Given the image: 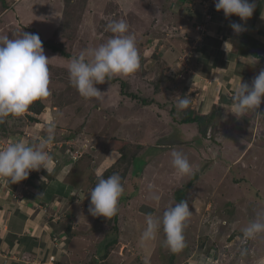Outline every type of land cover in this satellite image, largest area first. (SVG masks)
Wrapping results in <instances>:
<instances>
[{"label":"rangeland","instance_id":"1","mask_svg":"<svg viewBox=\"0 0 264 264\" xmlns=\"http://www.w3.org/2000/svg\"><path fill=\"white\" fill-rule=\"evenodd\" d=\"M209 1L8 0L12 10L9 13L3 11L0 2V36L14 38L3 24L6 18L11 16L19 25L15 27L24 29L21 19L28 17L34 21L27 26L29 32L39 34L34 28L35 22L40 23V27L45 26L39 34L41 40L68 54L43 46L49 58L50 95L40 99L43 107L39 113L28 109L20 117L5 118L0 149L33 137L30 127L35 123L42 122L35 127L43 129L63 117L57 126L65 128V135L59 131L54 137L66 146L72 136L74 143L68 145V152H73V159L79 152L75 148L83 151L76 156L74 168L75 172L81 171L79 179L88 181L94 173L89 185H82L81 192L95 186L99 170L103 176L120 175L124 187L118 207L122 244L103 258L99 255L101 264H264V234L245 241L241 231L257 218V213L264 214V102L259 109L238 118L231 113L233 100L227 90L230 100L220 96V104L226 100L229 105L218 109L212 106L211 110L218 111L216 121L206 127L201 125V129H207L205 136L197 123L182 122L188 115L201 117L198 88L201 83L204 88L206 81L192 62L182 64V59L171 53L172 41H192L190 19L200 35L207 32L206 25L213 14L205 9V20L198 23L204 12L194 5L202 3V8H206ZM113 19L125 20L129 32L135 34L141 66L131 75L116 76L118 82L96 85L102 91V99H85L70 83L68 63L106 42L112 33L106 32L105 26ZM201 25L204 28H198ZM121 79L126 81L127 91L138 93L141 99L123 95ZM177 95L188 96L191 103L187 109L177 110ZM143 99L152 102L144 103ZM163 138L176 139L178 143L163 147L158 144ZM173 151L188 158L191 174L182 175L173 167ZM154 195L160 199L154 200ZM183 200L188 201L192 212L184 227L185 246L178 252L167 248L162 226L155 239L141 242L146 216L162 219L168 207ZM94 227L101 233L97 231L90 249L98 252L111 225L97 221ZM84 243L81 234L74 240L76 256ZM92 255L83 264L98 260Z\"/></svg>","mask_w":264,"mask_h":264},{"label":"crops","instance_id":"2","mask_svg":"<svg viewBox=\"0 0 264 264\" xmlns=\"http://www.w3.org/2000/svg\"><path fill=\"white\" fill-rule=\"evenodd\" d=\"M209 2L206 8H202V6L205 7V4L201 5L202 3L194 5L201 12L209 9L213 14V18L206 25L207 32H200V35L190 17L192 23L189 27L194 30L192 41L188 40L183 43L172 41L173 48H171L173 51L171 53L181 58L182 64L187 65L186 62H192L196 66L197 72L204 74L201 77L206 81L204 88L203 83L200 85L201 88H198L202 97V111L198 110L200 116L212 113L215 111L214 108L228 106L229 95L232 98L241 81L250 84V79H253L260 70L264 69V18H262L264 0H255L256 8L253 16L246 22L236 15L226 18L222 10L215 9L214 0ZM8 11H12L11 8L7 9L6 13H9ZM1 18L3 19V16ZM12 19L11 16L6 18L3 24L8 26L13 36L14 33L21 31L29 32L30 28L27 26L29 27V23L34 22L29 21L31 18H23L21 21L24 24V29L20 27L18 29L15 27L17 23ZM39 20L37 18V21ZM204 20L205 12L198 23ZM233 22L241 23L245 31L236 33L230 27ZM35 26L34 31L39 34L43 33L45 26L40 27V23L36 22ZM177 42L181 44H177ZM226 43L228 51L225 50ZM182 46L183 48H181ZM234 74L235 78H233ZM245 79H248V82H244ZM236 80L237 82H235ZM220 96L223 98L226 96L227 101L224 100L223 104H220ZM212 106L214 107L211 110ZM58 119H56L58 122L55 123L54 134L62 131L61 135H65V128L57 126L64 121L63 117L62 121ZM42 124L40 121L35 123V125ZM35 125L30 127L33 137L30 136V139L24 140L22 138L24 142L32 144L47 136L48 126L41 129ZM79 135L81 136L80 133ZM71 137L68 142L69 146L74 143L72 141L74 139ZM59 142L54 137L53 142L46 149L53 158L54 171L51 175L42 168L38 172L32 171L27 179L15 184L10 183L8 178H0L1 261L6 259L8 264H23L25 260L30 264H83L88 257H92L94 254L98 260H93L92 264L102 263L98 256L103 258L105 255L90 249L94 246L93 238L99 231L94 227V223L101 217L92 216L88 212L90 203V193L88 194V192L92 189L93 184L86 193L81 192L82 185L84 187L89 185L91 178H94V173L93 177H88V179L90 178L88 181L79 179L81 171L75 172L74 168L78 161L76 156L79 153L82 154L83 151L74 146L73 149L75 148L74 150L79 152H75L76 159H73V152L72 155L69 154L71 150L69 146L59 144ZM96 173L99 174L100 170ZM42 177H45L44 180L41 179ZM67 225H70V233L66 231ZM82 225L85 227L82 228ZM80 234L84 236L86 243L81 248V253L76 256L73 242ZM64 238L66 239L64 240ZM120 244L122 243L120 242ZM51 256H56L53 261L50 259Z\"/></svg>","mask_w":264,"mask_h":264},{"label":"clouds","instance_id":"3","mask_svg":"<svg viewBox=\"0 0 264 264\" xmlns=\"http://www.w3.org/2000/svg\"><path fill=\"white\" fill-rule=\"evenodd\" d=\"M214 4L215 9L222 10L226 18L236 15L245 22L253 16L256 8L255 0H214ZM230 27L238 34L245 31L241 23L233 22ZM105 31L112 33L106 42L71 58L67 66L71 85L85 99H102V91L96 85L116 76L131 75L141 66L136 36L129 32L125 20L108 21ZM225 50L228 51L227 43ZM48 61L39 34L21 31L14 33L13 39L8 35L0 36V123H4L5 118L24 115L34 101L50 95ZM232 100L231 113L238 118L250 110L259 109L264 102V69L250 84L241 81ZM190 103L187 95H177L178 111L187 109ZM54 130L55 123H50L45 138L32 144L18 140L0 149V178H8L10 183L15 184L27 179L32 171L38 172L42 168L51 175L54 171L53 158L46 149L54 140ZM171 155L177 172L182 175L192 173V166L182 152L173 151ZM96 179L95 186L88 192V212L92 216L109 219L118 211V202L124 192L122 180L119 174L107 178L97 174ZM152 198L160 199L158 195ZM191 214L188 201L183 200L168 207L162 219L147 215L141 242L155 239L157 230L162 226L164 245L172 252L180 251L185 246L183 232ZM241 231L245 241L264 234V214L257 213V218ZM23 264L30 262L25 260Z\"/></svg>","mask_w":264,"mask_h":264},{"label":"trees","instance_id":"4","mask_svg":"<svg viewBox=\"0 0 264 264\" xmlns=\"http://www.w3.org/2000/svg\"><path fill=\"white\" fill-rule=\"evenodd\" d=\"M0 2L3 5V11L9 9L10 6H11V4L8 2V0H0ZM42 43H43V46L51 49L54 52H62L63 55H65V56L68 55L65 51L61 50L58 46H53L48 41H46V42L42 41ZM110 81L118 82L119 78L114 77ZM122 82L123 83L121 84V93H123V95L131 97L132 99H141L140 96L138 95V93L127 91V89H126V81L125 80H122ZM150 100L152 102V99H150ZM143 102L144 103H149L150 101L147 100V99H143ZM33 103L35 104V106H33V105L31 107L29 106L28 109L29 110H33L36 113H39L40 112V108L42 109V107H43V103L41 102L40 99L34 101ZM217 114H218V111L215 110V112L213 111L210 114H205L204 116L197 117V118L193 117L191 115H188V116H185V118L182 119V122L183 123H197L198 126H199V130L201 131V133L203 132L204 136H205L208 133L207 129L206 128H205V130H204V128L201 129V125L206 127L209 124V122L216 121ZM35 117H30V119L35 121V120H37V118H35ZM3 124L4 123H0V132L1 131H6L5 129H3ZM158 142H159L158 144L162 145V146L163 145H175V144L178 143V140H176V139L171 140V139L163 138L161 140H158ZM103 177L107 178L108 176L104 175ZM121 200H122V197H120V199H119L118 207L120 205ZM120 220H121V218H120V214H119L118 211L113 217H111L109 219L106 218V217L101 216L97 220L99 222H105V223H109L111 225L110 233L104 238V240L101 243L102 245H100V247H99L101 249V254H104L105 256L111 252V249H115L116 246L119 247L118 245L120 243L119 239H120V234H121V229H122ZM66 231H67V233L71 232L70 225L66 226ZM99 252H100V250H99Z\"/></svg>","mask_w":264,"mask_h":264},{"label":"built area","instance_id":"5","mask_svg":"<svg viewBox=\"0 0 264 264\" xmlns=\"http://www.w3.org/2000/svg\"><path fill=\"white\" fill-rule=\"evenodd\" d=\"M208 17L210 18L211 16H208ZM201 26H202V25H201ZM198 28H204V27L202 26V27H198ZM47 151H48V150H47ZM1 255H2V252L0 251V257H1ZM50 259H51V261H53V260L55 259V257H54V256H51ZM0 264H8V262H7L6 259L3 260V261L0 260Z\"/></svg>","mask_w":264,"mask_h":264}]
</instances>
